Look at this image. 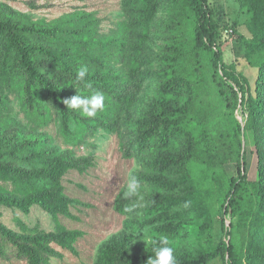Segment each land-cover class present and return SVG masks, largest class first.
Segmentation results:
<instances>
[{"label": "rangeland", "instance_id": "374dc122", "mask_svg": "<svg viewBox=\"0 0 264 264\" xmlns=\"http://www.w3.org/2000/svg\"><path fill=\"white\" fill-rule=\"evenodd\" d=\"M152 1L153 17L138 25L137 19ZM207 1L222 52V68L217 71L192 49L190 24L178 1L0 0L1 19L20 18L34 28L54 27L49 44L66 43L77 49L73 52L77 58L63 55L67 62L78 60L70 65L72 74L86 66L88 73L128 81L125 102L104 92V108L94 117L73 109L66 121L44 93H38V101L29 107L17 77L7 85L1 82L0 149H18V145L13 162L43 166L67 152L87 157L90 163L62 178L65 194L75 201L69 208L75 219L59 215L54 220L37 205L28 213L0 205L1 222L17 232L53 231L57 223L82 231L75 243L77 254L53 245L62 257H51L49 264H93L99 250L111 244L139 255L153 250V240L162 235L169 238L174 257L197 258L221 236L219 181L222 174L236 175L238 141L247 163L248 187L259 182L254 131L247 127L249 111L239 102L255 95L264 64V47L258 48L264 28L252 17L248 4ZM87 41L93 48L86 46ZM104 43L107 53L114 48L113 53L102 55L97 50ZM82 50L88 58L80 56ZM145 69L152 78L142 81ZM56 71L70 85L72 96L88 94L85 86L73 81L74 75ZM173 79L176 86H167ZM157 119L163 121L156 132L144 138L150 122ZM129 174L137 176L142 199L124 198ZM200 191L206 208L193 203L191 194ZM186 201L191 203L185 209ZM129 207L133 211L125 212ZM226 221H232L230 214ZM232 222L235 247L245 251L249 225ZM0 264L27 262L9 252ZM207 264L223 261L216 257Z\"/></svg>", "mask_w": 264, "mask_h": 264}, {"label": "trees", "instance_id": "16d2710c", "mask_svg": "<svg viewBox=\"0 0 264 264\" xmlns=\"http://www.w3.org/2000/svg\"><path fill=\"white\" fill-rule=\"evenodd\" d=\"M148 1L151 2V0ZM174 1H178L181 5L183 16L190 24L192 49L209 59L216 71L221 70L222 52L218 43L217 24L208 1ZM239 1L250 6L252 17L259 23L261 22L264 28V0ZM155 9V3L149 9H145L144 16L137 19V24L139 25V22L149 23ZM33 26L24 23L20 18H0V71H2L0 89H2L1 82L7 85L12 77H17L20 80L18 85L21 97L26 105L32 107L38 101V93H44L57 114L66 121L73 109L67 108L64 100L72 98L73 92L70 85H67V81L58 76L56 70L57 68L63 69L67 71L68 76L74 75L72 78L75 81L76 74H72L70 65L71 63L77 64L78 60L67 62L63 59V55L66 58H77L73 53L77 52V49L75 47L70 49L66 43L62 45L58 43V46L62 48L53 47L49 42H52L54 38L55 28H34ZM262 31L264 33V29ZM126 33H128L127 36L131 34ZM119 38L120 36L114 42L117 43ZM93 42L98 46L97 39H93ZM258 43V48L264 47V34ZM85 44L93 48L89 41ZM105 44L97 50L102 55L113 53L114 48L109 49L107 53ZM127 52L129 54L128 49ZM79 54L81 57L88 58L84 50L79 51ZM260 66L255 95L249 94L246 100L239 102L249 111L247 127L254 131L253 139L261 172L259 182L254 183L253 187H248L247 163L241 150V142L238 141V147L234 149V152L236 151V175L222 174L219 181L222 189V199L219 205L221 236L214 246H210L205 253H200L197 258L175 257L177 264H207L210 259L216 257H220L223 264H264V64L261 63ZM148 72L150 71L143 70L140 78L142 81L152 78ZM101 76L97 71L94 74L88 73L89 86L82 84L85 86L83 90L88 93L87 95L94 92H109L125 102L128 81H123L122 77L121 79L116 77L110 79ZM176 83L177 80L173 79L166 85L173 87ZM162 121L159 119L151 121L149 129L144 132V138L156 132ZM238 129L241 131V125H238ZM18 149H0V205L17 208L24 213H28L32 206L37 205L49 213L54 220H57L59 215L75 219L69 209L75 201L65 194L62 178L71 169L83 171L88 166L87 164H90L87 162V157H76L65 152L55 156L46 165L31 167L11 160ZM200 192L195 196L191 194L193 203L197 204L200 209L202 206L206 208L205 196L202 191ZM227 214H230L232 221L236 219L238 222L249 225L251 236L245 251L240 252L235 247L232 239L234 223L226 221ZM82 234V231L78 229H68L59 223L53 231L17 232L8 228L0 220V258H8V253L11 252L15 258L25 260L27 264H49L51 257H62L53 245L77 254L75 243ZM153 255V250L144 251L138 255L130 253L121 244H111L99 250L93 264H146L148 258Z\"/></svg>", "mask_w": 264, "mask_h": 264}, {"label": "clouds", "instance_id": "9594fccd", "mask_svg": "<svg viewBox=\"0 0 264 264\" xmlns=\"http://www.w3.org/2000/svg\"><path fill=\"white\" fill-rule=\"evenodd\" d=\"M88 68L81 66L76 72V82L78 84H84L86 87L89 86L87 83ZM67 108L79 110L83 115L87 117H94L98 110L104 108V96L100 92H94L90 95L77 94L70 99L64 100ZM123 196L125 199H131L132 197H140V182L135 174H129L127 182L124 186ZM190 201H186L183 207L186 209L190 206ZM135 207V206H133ZM133 207L125 208V212H132ZM155 245L153 251L154 255L150 256L146 264H177L174 257V249L170 245V240L166 235L160 236L159 240H153Z\"/></svg>", "mask_w": 264, "mask_h": 264}]
</instances>
